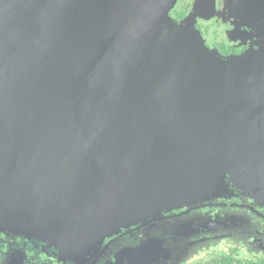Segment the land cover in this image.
Returning a JSON list of instances; mask_svg holds the SVG:
<instances>
[{"label":"water","instance_id":"obj_1","mask_svg":"<svg viewBox=\"0 0 264 264\" xmlns=\"http://www.w3.org/2000/svg\"><path fill=\"white\" fill-rule=\"evenodd\" d=\"M176 1L0 10L1 229L51 217L88 239L184 192L264 200V0H231L260 40L227 57L191 24L217 16L216 0H195L180 23Z\"/></svg>","mask_w":264,"mask_h":264},{"label":"flooded vegetation","instance_id":"obj_2","mask_svg":"<svg viewBox=\"0 0 264 264\" xmlns=\"http://www.w3.org/2000/svg\"><path fill=\"white\" fill-rule=\"evenodd\" d=\"M194 1L177 0L170 16L182 22ZM15 6L25 10L20 0H0V10ZM216 8L217 16L197 17L191 23L209 48L227 57L257 47L260 35L252 24L237 26L234 17L230 21L222 15L225 0H216ZM213 193L216 197L192 202L189 213L188 206L175 208L170 202L153 208L164 209L159 214L137 216L142 221L115 222L117 230H109L99 244L70 226L61 229L49 222L51 217L33 226L0 227V264H264V206L238 188ZM62 231L72 237L60 239Z\"/></svg>","mask_w":264,"mask_h":264},{"label":"rangeland","instance_id":"obj_3","mask_svg":"<svg viewBox=\"0 0 264 264\" xmlns=\"http://www.w3.org/2000/svg\"><path fill=\"white\" fill-rule=\"evenodd\" d=\"M177 2V1H176ZM176 4V3H175ZM174 4V6H175ZM231 5V0H225V10L223 11L222 15H227L228 19L230 21H232V18L231 16L228 14L229 12V9H228V6ZM221 15V13H220ZM176 21V20H175ZM180 23V22H179ZM211 174L210 173H204V178H207L208 181H212V178H211ZM217 178L220 179L219 175H217ZM218 184V183H217ZM219 185V184H218ZM220 186V185H219ZM184 198L183 199H173V201H171V205L169 206H172V207H175V208H181V207H185V206H188V210L186 211V213H189V208L192 206V202H195L199 199H210V198H213V197H216V194L213 193V190L212 189H208V192H202V191H198V192H195L193 193V195L191 196H188L186 195V192H184ZM250 196L252 197V199H254L257 203H259L260 205L264 206V200L262 199L260 193L258 191H254V192H250ZM159 208H164V206H159ZM168 209H172V208H168ZM160 210V209H159ZM162 211H164V209L158 211L156 209H152L151 208V212H149V210L147 211V214H144L145 217L146 216H149L153 213H161ZM139 220H143V219H137V214L134 216V218H128L127 216L123 215L121 217V222H125V224H132V223H136L138 222ZM68 224H71V221H64V220H58L57 222V226L60 227L61 229L63 228H66L68 226ZM116 223H114L112 226L108 225L106 227V229L108 231L105 230V228H101L100 226H97L93 229L90 230V240H88L90 243H97L98 244L104 239L105 236H107L110 232L109 230H117V226L115 225ZM109 232V233H108ZM72 236L68 237L65 235V233L62 231V233L59 234V238L60 239H67V238H71ZM233 238V237H232ZM201 248V247H200ZM199 249H193L192 251L193 252H196L197 250H200ZM187 253H185L184 257L186 256ZM189 254H193V253H189ZM183 257V258H184ZM188 258V255L187 257Z\"/></svg>","mask_w":264,"mask_h":264}]
</instances>
